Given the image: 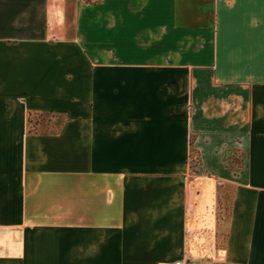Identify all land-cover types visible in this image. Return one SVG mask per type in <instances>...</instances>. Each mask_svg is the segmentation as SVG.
Instances as JSON below:
<instances>
[{"label": "crops", "instance_id": "0c3cea01", "mask_svg": "<svg viewBox=\"0 0 264 264\" xmlns=\"http://www.w3.org/2000/svg\"><path fill=\"white\" fill-rule=\"evenodd\" d=\"M186 259L264 264V0H0V264Z\"/></svg>", "mask_w": 264, "mask_h": 264}, {"label": "rangeland", "instance_id": "374dc122", "mask_svg": "<svg viewBox=\"0 0 264 264\" xmlns=\"http://www.w3.org/2000/svg\"><path fill=\"white\" fill-rule=\"evenodd\" d=\"M47 120H49L47 117H42V116H38V115H34V116H31L29 118L30 123L32 125H34V126L31 125L33 130H38V129L43 130L42 126H44V125H45V127H44L45 129H47V127H50V126H46ZM39 124H40V127H39ZM37 126H38V128H37ZM234 156H236L235 149L229 148L225 151V159H227L228 163H231L230 161L232 158H234ZM237 158H239V155H237ZM216 210H217V214L220 215V217L226 215L227 214V203L226 202L224 203L221 200H219Z\"/></svg>", "mask_w": 264, "mask_h": 264}, {"label": "trees", "instance_id": "16d2710c", "mask_svg": "<svg viewBox=\"0 0 264 264\" xmlns=\"http://www.w3.org/2000/svg\"><path fill=\"white\" fill-rule=\"evenodd\" d=\"M83 1L88 5H95V4H99L101 0H83ZM225 151L223 152V155H222V160H223L224 165L227 168H229L235 175L238 174L243 168V156H242V154L239 153L238 150H235L236 156H234V158L231 159V161H230L231 163H228L227 159H225ZM237 155H239V158H237Z\"/></svg>", "mask_w": 264, "mask_h": 264}, {"label": "built area", "instance_id": "2783aa9c", "mask_svg": "<svg viewBox=\"0 0 264 264\" xmlns=\"http://www.w3.org/2000/svg\"><path fill=\"white\" fill-rule=\"evenodd\" d=\"M173 264H199V262L196 260H192V259H186V260H180V261L174 262Z\"/></svg>", "mask_w": 264, "mask_h": 264}]
</instances>
